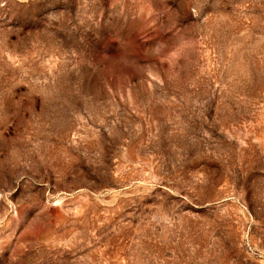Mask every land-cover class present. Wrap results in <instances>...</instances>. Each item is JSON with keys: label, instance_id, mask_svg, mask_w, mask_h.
Returning a JSON list of instances; mask_svg holds the SVG:
<instances>
[{"label": "rangeland", "instance_id": "1", "mask_svg": "<svg viewBox=\"0 0 264 264\" xmlns=\"http://www.w3.org/2000/svg\"><path fill=\"white\" fill-rule=\"evenodd\" d=\"M0 264H264V0H0Z\"/></svg>", "mask_w": 264, "mask_h": 264}]
</instances>
